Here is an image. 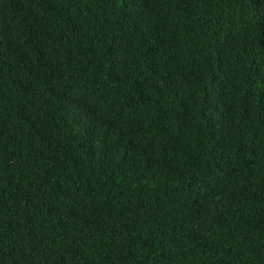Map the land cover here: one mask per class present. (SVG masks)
Returning a JSON list of instances; mask_svg holds the SVG:
<instances>
[{
	"label": "trees",
	"instance_id": "16d2710c",
	"mask_svg": "<svg viewBox=\"0 0 264 264\" xmlns=\"http://www.w3.org/2000/svg\"><path fill=\"white\" fill-rule=\"evenodd\" d=\"M0 264H264V0H0Z\"/></svg>",
	"mask_w": 264,
	"mask_h": 264
}]
</instances>
